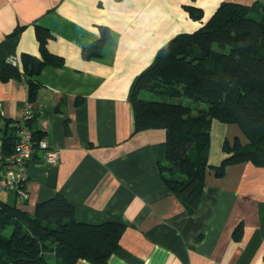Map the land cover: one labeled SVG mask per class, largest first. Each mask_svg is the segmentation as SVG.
I'll return each mask as SVG.
<instances>
[{
	"label": "crops",
	"instance_id": "obj_1",
	"mask_svg": "<svg viewBox=\"0 0 264 264\" xmlns=\"http://www.w3.org/2000/svg\"><path fill=\"white\" fill-rule=\"evenodd\" d=\"M255 1L0 0V71L5 62L21 66L22 55L40 57L37 27L49 32L46 48L63 61L33 78L32 102L24 77L0 79V115L19 125L29 105L30 129L58 157L50 165L38 149L27 165V199L4 192L0 203L32 214L60 194L79 223L124 225L107 264H264V167L228 166L222 178L208 170L198 208L189 214L159 175L165 131H136L129 102L134 80L171 39L197 31L222 3ZM187 6L202 18L191 19ZM100 27L111 39L100 57L84 59ZM217 122L210 129L213 167L226 157L224 142L246 143L236 125Z\"/></svg>",
	"mask_w": 264,
	"mask_h": 264
},
{
	"label": "trees",
	"instance_id": "obj_2",
	"mask_svg": "<svg viewBox=\"0 0 264 264\" xmlns=\"http://www.w3.org/2000/svg\"><path fill=\"white\" fill-rule=\"evenodd\" d=\"M185 10L193 20L202 18L198 8ZM35 32L40 57L22 55L21 66L5 62L0 71L2 81L27 80L30 102L38 88L33 78L63 65L46 48L49 32L40 27ZM110 39V30L100 27L98 40L83 48L82 57H100ZM129 102L136 131H165L156 160L159 175L189 214L198 208L208 170L222 178L228 166L264 167V0L222 3L197 31L171 39L134 80ZM33 121L24 126L30 129ZM213 121L236 125L246 139L224 142L226 157L214 167L208 163ZM19 127L0 115L2 165L13 153ZM32 136L37 151L41 135L32 131ZM124 231L117 223L77 222L60 194L37 204L32 214L0 203V264H107Z\"/></svg>",
	"mask_w": 264,
	"mask_h": 264
},
{
	"label": "built area",
	"instance_id": "obj_3",
	"mask_svg": "<svg viewBox=\"0 0 264 264\" xmlns=\"http://www.w3.org/2000/svg\"><path fill=\"white\" fill-rule=\"evenodd\" d=\"M13 65L16 62L10 61ZM32 118L30 106H26L19 124L17 141L11 156L7 159L4 173L0 176V194L4 192H15L21 199H27L24 186L27 181V165L36 152L35 142L33 141L32 131L24 126L25 121ZM37 149L45 152V161L50 165L57 163V155L51 151L45 141H39ZM0 162L2 155L0 152Z\"/></svg>",
	"mask_w": 264,
	"mask_h": 264
},
{
	"label": "rangeland",
	"instance_id": "obj_4",
	"mask_svg": "<svg viewBox=\"0 0 264 264\" xmlns=\"http://www.w3.org/2000/svg\"><path fill=\"white\" fill-rule=\"evenodd\" d=\"M148 98H150V97H148ZM151 99V98H150ZM201 108L203 109V108H205V105H201ZM216 122V121H215ZM218 123V122H217ZM236 128H237V126H236ZM232 134H231V132H230V136L229 137H233V136H231ZM210 150V149H209Z\"/></svg>",
	"mask_w": 264,
	"mask_h": 264
}]
</instances>
